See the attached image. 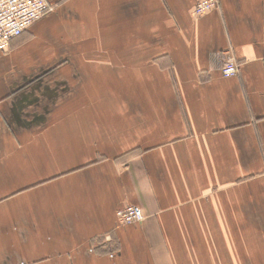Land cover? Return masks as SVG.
<instances>
[{
    "label": "crops",
    "instance_id": "crops-1",
    "mask_svg": "<svg viewBox=\"0 0 264 264\" xmlns=\"http://www.w3.org/2000/svg\"><path fill=\"white\" fill-rule=\"evenodd\" d=\"M48 1L0 53V264H264V0Z\"/></svg>",
    "mask_w": 264,
    "mask_h": 264
},
{
    "label": "built area",
    "instance_id": "built-area-1",
    "mask_svg": "<svg viewBox=\"0 0 264 264\" xmlns=\"http://www.w3.org/2000/svg\"><path fill=\"white\" fill-rule=\"evenodd\" d=\"M217 5L218 0H199L194 13L203 15ZM53 8L48 0H0V53H8L12 40L21 36ZM236 71L235 63L229 62L224 65L223 73L225 76H233ZM117 215L123 224L140 222L145 218L143 208L134 204L120 209Z\"/></svg>",
    "mask_w": 264,
    "mask_h": 264
},
{
    "label": "trees",
    "instance_id": "trees-1",
    "mask_svg": "<svg viewBox=\"0 0 264 264\" xmlns=\"http://www.w3.org/2000/svg\"><path fill=\"white\" fill-rule=\"evenodd\" d=\"M128 155H130V154H128Z\"/></svg>",
    "mask_w": 264,
    "mask_h": 264
}]
</instances>
